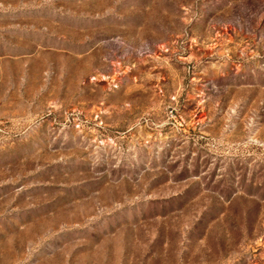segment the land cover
I'll list each match as a JSON object with an SVG mask.
<instances>
[{
	"label": "rangeland",
	"instance_id": "rangeland-1",
	"mask_svg": "<svg viewBox=\"0 0 264 264\" xmlns=\"http://www.w3.org/2000/svg\"><path fill=\"white\" fill-rule=\"evenodd\" d=\"M0 264H264V0H0Z\"/></svg>",
	"mask_w": 264,
	"mask_h": 264
}]
</instances>
